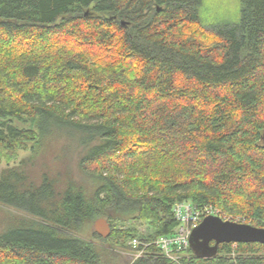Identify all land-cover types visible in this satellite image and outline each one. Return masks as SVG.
<instances>
[{
  "label": "trees",
  "instance_id": "16d2710c",
  "mask_svg": "<svg viewBox=\"0 0 264 264\" xmlns=\"http://www.w3.org/2000/svg\"><path fill=\"white\" fill-rule=\"evenodd\" d=\"M202 2L0 0V165L62 132L80 148L60 191L0 172V204L21 214L0 230V264H176L124 253V224L170 235L183 200L264 228V0L216 29ZM97 217L112 227L100 244L78 235ZM187 255L264 264V245Z\"/></svg>",
  "mask_w": 264,
  "mask_h": 264
},
{
  "label": "rangeland",
  "instance_id": "374dc122",
  "mask_svg": "<svg viewBox=\"0 0 264 264\" xmlns=\"http://www.w3.org/2000/svg\"><path fill=\"white\" fill-rule=\"evenodd\" d=\"M239 9V0H203L199 12L200 23L209 29H216L223 24L238 23L240 19ZM79 150L80 148L76 147L75 139L66 132H62L60 135L50 136L40 146H36L34 152L30 150L21 151L14 163L10 165L2 163L0 172L14 168L25 173L28 179L35 178L36 182L47 177L48 180L54 181L55 190L60 191L65 185L67 176L78 178ZM20 216V212L16 209L0 204V230H6L11 223L9 221ZM95 219L85 223L78 235L100 244L101 241L94 237L97 235L94 231ZM124 227L133 228L136 232L134 238L139 240L146 239L149 231L146 223L137 220H128ZM124 253L132 259L135 258L133 250L125 249Z\"/></svg>",
  "mask_w": 264,
  "mask_h": 264
},
{
  "label": "built area",
  "instance_id": "2783aa9c",
  "mask_svg": "<svg viewBox=\"0 0 264 264\" xmlns=\"http://www.w3.org/2000/svg\"><path fill=\"white\" fill-rule=\"evenodd\" d=\"M176 226L170 235L159 236L154 239L129 240L128 245L134 252L136 258L148 256L153 253L149 251L151 247L157 249V255L173 263L180 264L186 258L189 248V237L194 227H196L204 217L213 215L222 220H229L237 223H246L240 216L226 215L221 210L211 204L196 206L189 200L177 201L173 205ZM233 243V242H232ZM236 243H233V247Z\"/></svg>",
  "mask_w": 264,
  "mask_h": 264
},
{
  "label": "water",
  "instance_id": "95a60500",
  "mask_svg": "<svg viewBox=\"0 0 264 264\" xmlns=\"http://www.w3.org/2000/svg\"><path fill=\"white\" fill-rule=\"evenodd\" d=\"M261 140L264 144V132ZM94 231L99 237L107 238L111 232L109 222L103 217L95 219ZM232 242H256L264 245V228L249 223L222 220L218 216L209 215L193 228L189 237V246L199 258L213 257L217 254L220 244Z\"/></svg>",
  "mask_w": 264,
  "mask_h": 264
},
{
  "label": "flooded vegetation",
  "instance_id": "af4514ba",
  "mask_svg": "<svg viewBox=\"0 0 264 264\" xmlns=\"http://www.w3.org/2000/svg\"><path fill=\"white\" fill-rule=\"evenodd\" d=\"M211 244H213V243L211 242Z\"/></svg>",
  "mask_w": 264,
  "mask_h": 264
}]
</instances>
